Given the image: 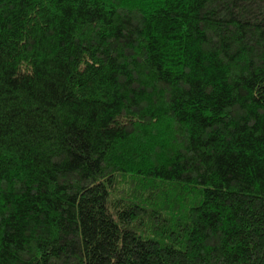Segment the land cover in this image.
Instances as JSON below:
<instances>
[{
    "label": "trees",
    "instance_id": "1",
    "mask_svg": "<svg viewBox=\"0 0 264 264\" xmlns=\"http://www.w3.org/2000/svg\"><path fill=\"white\" fill-rule=\"evenodd\" d=\"M0 264H264V0H0Z\"/></svg>",
    "mask_w": 264,
    "mask_h": 264
}]
</instances>
